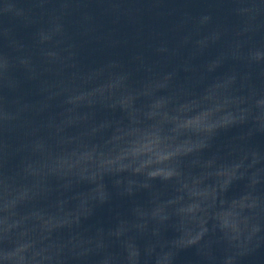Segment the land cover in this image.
I'll return each mask as SVG.
<instances>
[{"label": "clouds", "instance_id": "9594fccd", "mask_svg": "<svg viewBox=\"0 0 264 264\" xmlns=\"http://www.w3.org/2000/svg\"><path fill=\"white\" fill-rule=\"evenodd\" d=\"M2 170L6 173L7 170H8L7 166H5L4 168H2ZM5 246H7V243H5Z\"/></svg>", "mask_w": 264, "mask_h": 264}]
</instances>
